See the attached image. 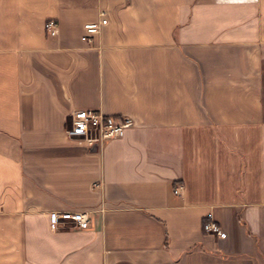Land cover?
I'll return each mask as SVG.
<instances>
[{"label":"crops","instance_id":"1","mask_svg":"<svg viewBox=\"0 0 264 264\" xmlns=\"http://www.w3.org/2000/svg\"><path fill=\"white\" fill-rule=\"evenodd\" d=\"M0 264H264V0H0Z\"/></svg>","mask_w":264,"mask_h":264},{"label":"built area","instance_id":"2","mask_svg":"<svg viewBox=\"0 0 264 264\" xmlns=\"http://www.w3.org/2000/svg\"><path fill=\"white\" fill-rule=\"evenodd\" d=\"M108 22L107 12L100 11V19L85 23L83 39L92 41L93 35L101 26ZM45 29L51 35L59 33V23L56 19L50 18L45 21ZM134 124V119L126 114H109L101 109L79 108L71 112V119L65 128L67 136L71 139H85L90 144L103 142L107 139L123 136L127 127ZM184 185L177 183L173 187L175 194L182 193ZM63 223H68L79 229H86L91 226V216L88 210H65L51 212V226L58 230ZM205 231L225 236L226 232L213 218H207L203 223Z\"/></svg>","mask_w":264,"mask_h":264}]
</instances>
